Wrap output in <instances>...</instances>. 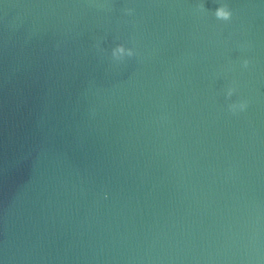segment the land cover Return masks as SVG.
<instances>
[{
	"label": "water",
	"instance_id": "water-1",
	"mask_svg": "<svg viewBox=\"0 0 264 264\" xmlns=\"http://www.w3.org/2000/svg\"><path fill=\"white\" fill-rule=\"evenodd\" d=\"M0 264H264V0H0Z\"/></svg>",
	"mask_w": 264,
	"mask_h": 264
},
{
	"label": "clouds",
	"instance_id": "clouds-1",
	"mask_svg": "<svg viewBox=\"0 0 264 264\" xmlns=\"http://www.w3.org/2000/svg\"><path fill=\"white\" fill-rule=\"evenodd\" d=\"M215 17L218 19V20H222V21H229L232 17V13L231 11L227 8V6H221L219 7L216 11H215ZM120 54L121 57L123 56H128V57H131L133 56V51L130 50V49H125L123 46H118L117 48H115L112 52V55L113 56H116L117 54ZM248 66V61H244V67H247ZM233 92H234V89H229L228 90V97H231L233 95ZM246 107L245 104H240L239 105V108L240 110H244V108ZM230 108L232 110H235L236 108V105H231Z\"/></svg>",
	"mask_w": 264,
	"mask_h": 264
}]
</instances>
